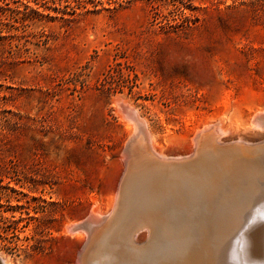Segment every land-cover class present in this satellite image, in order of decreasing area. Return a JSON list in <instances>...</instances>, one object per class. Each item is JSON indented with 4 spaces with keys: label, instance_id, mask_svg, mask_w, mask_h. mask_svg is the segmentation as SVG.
I'll use <instances>...</instances> for the list:
<instances>
[{
    "label": "rangeland",
    "instance_id": "rangeland-1",
    "mask_svg": "<svg viewBox=\"0 0 264 264\" xmlns=\"http://www.w3.org/2000/svg\"><path fill=\"white\" fill-rule=\"evenodd\" d=\"M119 98L140 118L125 117ZM259 106L264 0H0V225L11 226L0 254L12 264H102L106 231L89 217L113 209L133 121L178 148L199 123ZM240 223L207 234L190 264H252L251 232L264 221ZM131 230L117 233L126 244L151 241L137 239L147 228ZM179 236L176 255L189 237L160 236L162 260L178 261Z\"/></svg>",
    "mask_w": 264,
    "mask_h": 264
},
{
    "label": "bare ground",
    "instance_id": "bare-ground-1",
    "mask_svg": "<svg viewBox=\"0 0 264 264\" xmlns=\"http://www.w3.org/2000/svg\"><path fill=\"white\" fill-rule=\"evenodd\" d=\"M120 105L125 117L140 118L132 105L122 99ZM129 127L133 151L123 154V159L129 160L113 209L97 208L89 215L95 225L93 230L98 227L96 230L106 231L105 238L100 240L105 241L99 253L102 264H170L165 255L161 256L164 260L160 258L163 251L159 250L160 236L170 232L189 237L185 238L188 241L183 238L185 244L181 242L182 249L179 246L178 252L182 251L180 256L177 254L178 261L172 257L171 264H190L202 258L207 234L236 231L245 218L264 221V150L255 153L256 148L252 149L264 142V106L233 120L201 122L192 131L190 144L178 148L153 139L146 122L139 121L137 125L134 120ZM113 211L115 215L109 217ZM165 218L171 221L167 226L161 223ZM134 228L148 229L137 237L139 242L151 241L141 247L126 244L119 234L124 232L125 237V232ZM262 230L264 224L254 223L248 246L252 264H264ZM195 236L202 238L198 244L194 240L197 246L191 248L189 240ZM181 239L179 236L178 241L172 240L176 244L175 255Z\"/></svg>",
    "mask_w": 264,
    "mask_h": 264
},
{
    "label": "trees",
    "instance_id": "trees-1",
    "mask_svg": "<svg viewBox=\"0 0 264 264\" xmlns=\"http://www.w3.org/2000/svg\"><path fill=\"white\" fill-rule=\"evenodd\" d=\"M185 21H188V16H186ZM10 228H11L10 225L6 228L0 225V238H4L5 240H7V237H2V233H3V231H6V232L9 231Z\"/></svg>",
    "mask_w": 264,
    "mask_h": 264
},
{
    "label": "water",
    "instance_id": "water-1",
    "mask_svg": "<svg viewBox=\"0 0 264 264\" xmlns=\"http://www.w3.org/2000/svg\"><path fill=\"white\" fill-rule=\"evenodd\" d=\"M0 264H9V257L0 254Z\"/></svg>",
    "mask_w": 264,
    "mask_h": 264
}]
</instances>
